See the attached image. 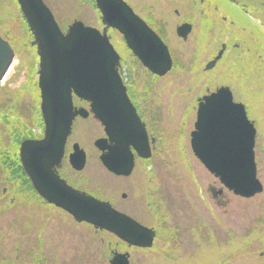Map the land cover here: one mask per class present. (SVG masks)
<instances>
[{
	"label": "rangeland",
	"instance_id": "rangeland-1",
	"mask_svg": "<svg viewBox=\"0 0 264 264\" xmlns=\"http://www.w3.org/2000/svg\"><path fill=\"white\" fill-rule=\"evenodd\" d=\"M216 1L225 12L232 13L221 0ZM44 2L63 28L80 20L102 29L93 0ZM186 3L180 0L130 2L140 15L150 7L156 17L160 13L167 16V7L176 4L184 17L197 22V30L191 32L185 42L170 34L176 67L155 82L134 60L122 36L108 31L120 56L123 77L130 90L143 97L140 99L143 115L156 138L150 163L136 160L129 177H114L100 165L99 153L93 146L94 140L103 135L98 124L91 119L79 120L72 135V141L78 142L87 156L80 174L81 187L155 229L152 247L143 250L119 246V241L110 234L95 232L86 224H76L64 212L45 205L41 199L35 200L38 198L33 190L23 181L22 200L0 210V264H109L111 251H128L129 264H264L263 60L259 58L260 52L251 55L247 62L252 67L246 71L250 75L245 76L240 67L241 72L236 71L242 77L239 79L228 76L234 64L227 62L226 57L213 70L204 71V65L216 54L219 40L222 41L227 32H199L202 27L197 10H191ZM257 33L262 52L264 31ZM242 34L248 42V32ZM0 35L14 50L13 61L0 82V107L19 104L18 113L24 126H29L34 99L39 94L38 56L15 0H0ZM249 53L253 51L250 49ZM238 62L246 65L242 60ZM223 85L230 87L234 99L246 107L254 122L257 178L263 185L262 193L250 199L226 193L227 199H222L227 201L224 207L218 206L208 192L217 181L190 147L197 99L207 90ZM35 132H39L37 126ZM16 174L18 176L17 171ZM122 194H126L125 199L121 198Z\"/></svg>",
	"mask_w": 264,
	"mask_h": 264
},
{
	"label": "water",
	"instance_id": "water-1",
	"mask_svg": "<svg viewBox=\"0 0 264 264\" xmlns=\"http://www.w3.org/2000/svg\"><path fill=\"white\" fill-rule=\"evenodd\" d=\"M102 30L74 20L63 32L44 0H16L33 37L38 56V89L44 122L41 140H25L19 159L33 189L48 205L64 212L76 224L106 232L128 248L149 249L156 233L132 217L86 192L74 189L57 175L73 121L80 116L103 127L104 136L93 142L102 167L113 176L129 177L135 156L151 157L145 125L138 117L118 72L119 56L108 30H115L126 46L152 74L164 77L172 67L167 46L129 6L130 0H94ZM191 26L178 27L183 40ZM219 52L206 68L220 59ZM14 58V50L0 36V82ZM73 98L89 104L75 108ZM194 156L219 183L208 192L214 200L226 192L250 199L263 191L255 162L256 129L243 104L235 102L228 86L217 87L198 100L196 120L190 133ZM68 154L72 169L81 173L86 153L79 145ZM124 197V196H123ZM227 201L217 202L224 207ZM129 253L114 251L109 264H129Z\"/></svg>",
	"mask_w": 264,
	"mask_h": 264
},
{
	"label": "flooded vegetation",
	"instance_id": "flooded-vegetation-1",
	"mask_svg": "<svg viewBox=\"0 0 264 264\" xmlns=\"http://www.w3.org/2000/svg\"><path fill=\"white\" fill-rule=\"evenodd\" d=\"M133 1L135 0H130L129 5L130 2ZM180 1L181 3L187 2L185 5L187 7L189 6L191 10H197L196 13L197 15H199L200 26L202 27L199 32H227L225 33L226 36L223 38V40H219V47L216 51V54L204 65V71L213 70L224 57H226L227 62L229 61L231 63H233L232 61H234L235 59L237 60L238 57L235 54L240 49L241 41L246 38L245 34L243 35L242 33L254 32L255 36L258 37L257 32L264 31V29H262V25H264V0H221L226 6L229 7L232 13L227 11L225 12L219 2H217L216 0ZM130 7L137 15H139L144 20V22L158 35V37L167 46L170 56L172 58V68L170 70L171 72L176 67V59H174V54L171 51V41L169 39L170 34L172 35L174 33L178 41L185 42L188 40V37L190 36L191 32L197 30H195L197 22L189 19L188 17H184V15H182V13L178 11L180 6H176V4H172V8L169 9L170 12L167 14V16L165 15V17H163L161 13L158 17L153 16L151 14L150 7L146 8L144 15H140L136 11L135 7L131 5ZM252 17H254V19ZM183 24L191 26L190 33L187 35L185 40L179 37L177 33L178 27ZM258 26L261 29L258 30ZM222 47L223 53L220 59L216 61L215 65L212 68L207 69L206 66L213 61V59L217 56L218 51ZM130 54L132 55L131 52ZM133 58L138 63V65L141 66L142 69H144L146 73L152 77L154 82L162 78L153 75L151 72L145 69L134 56ZM233 64L234 65L232 67L230 66L231 72L228 74V76L230 75L231 79L242 78L241 75L236 74L234 72L236 69L234 66L236 64ZM170 72H168V74ZM126 83L129 87L128 82ZM128 90H130V88ZM129 98L135 106L140 119L142 120V122L145 123V127L149 136L155 138V136L151 134L148 128V121L146 122L143 115V103H140V99L143 97H139L138 94L133 92V90H130ZM73 102L74 106L77 108L88 109V104L83 101L74 99ZM11 105L12 107H9V105L4 104L3 107H0V210L10 208L16 202H20L22 200L21 188L23 180L14 162L17 163L19 166L21 165L19 161V146L24 139V129L26 131L30 130V132L28 131L25 133V139H41L44 133V128H41L43 120L41 119L42 116L40 113L39 94L35 97L34 105V111L36 112V118H38L37 123L39 125V127L37 128V130H39L38 134H36L35 129H29L32 124L29 126L25 124L24 126V122L20 117L21 115H19L18 113L19 110L16 107L14 108V106L16 105ZM89 119H93L91 115H89L87 119L76 117L73 123V128L79 120L87 121ZM94 122L96 121L94 120ZM71 148L72 143L70 142V140H68L65 146L64 158L62 159V162L57 170L61 175L60 177L64 179L68 184L77 189H80V173L75 172L69 165L68 161V154L70 153ZM4 158H8V160L10 159V163H13L14 168L10 167ZM16 171L18 172V176L16 174ZM35 200L38 201V199ZM116 209L121 212H124L119 208Z\"/></svg>",
	"mask_w": 264,
	"mask_h": 264
},
{
	"label": "bare ground",
	"instance_id": "bare-ground-1",
	"mask_svg": "<svg viewBox=\"0 0 264 264\" xmlns=\"http://www.w3.org/2000/svg\"><path fill=\"white\" fill-rule=\"evenodd\" d=\"M16 1V0H15ZM173 1V0H172ZM231 1V0H230ZM17 3V2H16ZM18 5V4H17ZM49 8V7H48ZM168 8V11H167V14L170 12V8H172V4L171 5H169V7H167ZM166 8V9H167ZM50 9V8H49ZM165 8L163 9V10H166ZM20 10V9H19ZM51 11V10H50ZM52 12V11H51ZM21 13V12H20ZM53 14V13H52ZM21 16H22V13H21ZM54 16V15H53ZM22 18L24 19V17L22 16ZM56 19V18H55ZM24 21H25V19H24ZM57 21V20H56ZM57 23H58V21H57ZM25 24H26V26H27V29H28V25H27V23L25 22ZM58 25L60 26V24L58 23ZM200 25V24H199ZM60 27H62V26H60ZM28 31H29V29H28ZM29 33H30V31H29ZM248 42H246V41H241V45H240V49H239V51H237V53L235 54L237 57H238V59L235 61H232L233 63H235L236 65H237V67H235L236 69H235V73H236V71H239L238 69L241 67L242 68V71H244L243 73L245 74V76H249L250 74L249 73H247L246 71L248 70V68H250V67H252L251 66V63H249V62H247L248 61V59L250 58V56L252 55V57L254 56V53H256V52H260V55H259V58L260 59H262L263 61H262V67H264V50H263V48H262V52H261V46L259 47V45H258V43H259V41L261 40V39H259L258 37H256L255 36V33L254 32H248ZM225 46V45H224ZM252 50L253 51V54H250L249 53V50ZM219 52H222L223 53V47L218 51V53ZM249 53V54H248ZM247 54H248V56H247ZM256 54H258V53H256ZM243 57V58H242ZM251 57V58H252ZM214 60V59H213ZM239 60H242V62H246V65H243L242 63H239L238 61ZM243 60H245V61H243ZM241 62V61H240ZM255 68H257L258 66H255V65H253ZM261 67V69L264 71V68H262ZM239 72H241V71H239ZM259 73V72H258ZM259 75L261 76V73H259ZM248 79H251V77H247ZM146 97H147V99L149 100V96H147L146 95ZM13 101H15V100H13ZM16 101H18V100H16ZM34 102H35V99H34ZM34 105H35V103H34ZM17 108V109H19V104H16V106H14V108ZM33 108H34V106H33ZM32 113H33V118H32V125H31V127L29 128V129H34V127H35V129H36V126H37V128L39 127V125H38V123H37V121H38V118H36V112L34 111V110H32ZM76 119V118H75ZM75 119H74V121H75ZM92 120V122H94V120L93 119H91ZM74 121H73V123H74ZM147 122V121H146ZM145 124V123H144ZM34 125V126H33ZM99 126V125H98ZM146 126V125H145ZM100 127V126H99ZM41 128H44V124H43V126L41 127ZM101 128V127H100ZM45 129V128H44ZM102 130V129H101ZM29 132H30V130H28ZM28 131H26L25 129H24V137H26V135H25V133L26 132H28ZM73 132H74V128H73V124H72V127H71V132H70V134L67 136V139H66V143H67V141L68 140H70V142L72 143V146L74 145V144H77V145H79V147L82 149V147L80 146V144L78 143V142H74V141H72V135H73ZM43 137H44V133H43V135H42ZM43 137L41 138V139H43ZM41 139H29V140H41ZM154 140L156 141V139L154 138ZM153 149H154V146H152V148H151V157H152V151H153ZM151 157L150 158H148V160H146L145 162L146 163H150V159H151ZM63 158H64V156H63ZM62 158V159H63ZM5 159V161L8 163V165L10 166V167H13L14 168V166H13V163L11 162L10 163V159L8 160V158H4ZM62 162V161H61ZM14 164H15V162H14ZM61 164V163H60ZM60 166V165H59ZM59 168V167H58ZM57 168V169H58ZM57 175L60 177L61 175L59 174V172H58V170H57ZM61 178V177H60ZM260 181V180H259ZM67 183V182H66ZM68 185H70V184H68ZM71 186V185H70ZM71 187H73V186H71ZM74 188V187H73ZM74 189H77V188H74ZM77 190H80V191H83V192H86L87 194H89V195H91V196H93V197H95V198H97V199H99V200H101V201H107V202H109L112 206H113V203H111L109 200H107V199H105V198H102V197H100V196H96V195H94L92 192H90V191H87V189H84L83 187H80V189H77ZM126 194H122L121 196V198L122 199H125V196ZM123 196H124V198H123ZM126 213V212H125ZM128 214V213H127ZM131 216V215H130ZM133 217V216H132ZM119 241V240H118ZM153 244H154V240H153ZM127 246L125 243H123V242H121V241H119V246ZM126 248H128V247H126ZM128 249H130V248H128ZM150 249V248H149ZM125 252H128V251H125Z\"/></svg>",
	"mask_w": 264,
	"mask_h": 264
},
{
	"label": "trees",
	"instance_id": "trees-1",
	"mask_svg": "<svg viewBox=\"0 0 264 264\" xmlns=\"http://www.w3.org/2000/svg\"><path fill=\"white\" fill-rule=\"evenodd\" d=\"M62 28H63V27H62ZM63 29H65V28H63ZM15 164H16V166H17V168H18V172L21 174L20 176H21L22 180L25 181V183H26V185L29 187V189L32 190V188H31V186H30V183H29L27 177L25 176L23 170L21 169V167H20L17 163H15Z\"/></svg>",
	"mask_w": 264,
	"mask_h": 264
}]
</instances>
